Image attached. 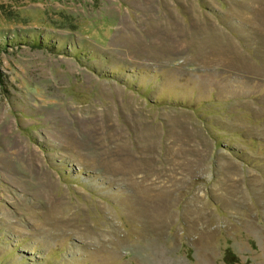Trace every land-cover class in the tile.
<instances>
[{
    "label": "rangeland",
    "instance_id": "rangeland-1",
    "mask_svg": "<svg viewBox=\"0 0 264 264\" xmlns=\"http://www.w3.org/2000/svg\"><path fill=\"white\" fill-rule=\"evenodd\" d=\"M0 264H264V0H0Z\"/></svg>",
    "mask_w": 264,
    "mask_h": 264
}]
</instances>
